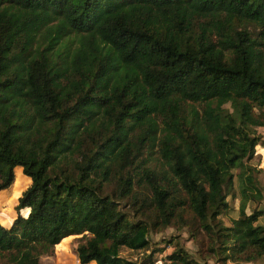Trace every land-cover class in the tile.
<instances>
[{
    "label": "trees",
    "instance_id": "1",
    "mask_svg": "<svg viewBox=\"0 0 264 264\" xmlns=\"http://www.w3.org/2000/svg\"><path fill=\"white\" fill-rule=\"evenodd\" d=\"M257 126L264 0H0V192L29 177L0 263L54 264L83 233L77 264H210L178 243L120 255L171 223L221 264L262 257Z\"/></svg>",
    "mask_w": 264,
    "mask_h": 264
},
{
    "label": "rangeland",
    "instance_id": "2",
    "mask_svg": "<svg viewBox=\"0 0 264 264\" xmlns=\"http://www.w3.org/2000/svg\"><path fill=\"white\" fill-rule=\"evenodd\" d=\"M256 132L261 135V139L256 144L253 155L247 160V163L254 167V175L261 184L264 193V126H257ZM147 148L150 149L149 151L152 152V154H154V146ZM28 180L29 177L26 176L19 168V170L17 171L16 182L13 189L11 191L7 190L4 192H0V220L3 223L7 224L15 215L16 212L14 209V205L16 203V197L21 192L22 188H24ZM227 198L229 199V202L234 206L235 211H237L240 198L238 196L232 197L230 194H228ZM252 205V202H248L245 207V211L249 212L252 208ZM256 205H264V199H262L260 203H257ZM218 217H220L225 224H230V216L228 213H220ZM259 220H261V217ZM78 236L80 237L71 235V240L68 241V238L62 240L64 241V243L68 241L67 244L62 246L61 248L56 245L51 252L40 255V260L42 262H52L54 264H77L78 258L73 247L75 244L82 241L86 234L81 233ZM199 238L205 240L206 236L204 234H200V236L198 235V237L196 238V236H193L190 233L187 226L178 225L177 223H171L168 226L152 229L150 231L151 246H149L148 248L132 249L126 246H121L119 249V253L125 258L140 261L157 243L159 245H166V248L163 252L158 251L156 257H162V254L164 252L171 251L174 248V244L178 243L189 250L198 259H204L210 264H221L220 261H217L216 258L211 255H207L205 257L204 255H200L198 253V249H202V246L200 247V242L198 241ZM164 239H166V241H164ZM161 263L162 260L160 259L153 262V264ZM225 264H264V255L256 260L237 259L235 261H227Z\"/></svg>",
    "mask_w": 264,
    "mask_h": 264
},
{
    "label": "crops",
    "instance_id": "3",
    "mask_svg": "<svg viewBox=\"0 0 264 264\" xmlns=\"http://www.w3.org/2000/svg\"><path fill=\"white\" fill-rule=\"evenodd\" d=\"M10 221H11V220H10ZM10 221H9V222H10ZM9 222H8V223H9ZM8 223H7V224H8ZM4 224H5V223H4Z\"/></svg>",
    "mask_w": 264,
    "mask_h": 264
}]
</instances>
